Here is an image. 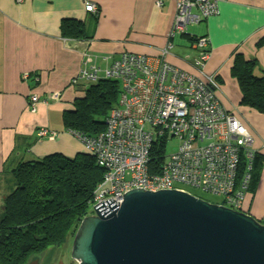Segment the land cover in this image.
Segmentation results:
<instances>
[{
  "label": "crops",
  "instance_id": "crops-1",
  "mask_svg": "<svg viewBox=\"0 0 264 264\" xmlns=\"http://www.w3.org/2000/svg\"><path fill=\"white\" fill-rule=\"evenodd\" d=\"M178 1L0 0V221L10 171L22 160L85 153L65 130L63 117L85 96L86 85L72 84L86 54L120 59L132 53L156 64L168 50L171 65L199 77L215 76L218 98L244 123L255 138L253 148L264 155V115L242 106L232 75L237 58L255 61L254 72L264 74V0H222L217 15L171 36ZM87 3L96 6V14L86 12ZM65 21L82 23L87 37L64 38ZM198 39H206L211 51L203 72L196 66ZM33 74L39 75L38 84ZM34 96L40 99L36 112L31 109ZM41 128L49 135L39 138ZM242 210L264 224V170Z\"/></svg>",
  "mask_w": 264,
  "mask_h": 264
},
{
  "label": "built area",
  "instance_id": "built-area-1",
  "mask_svg": "<svg viewBox=\"0 0 264 264\" xmlns=\"http://www.w3.org/2000/svg\"><path fill=\"white\" fill-rule=\"evenodd\" d=\"M220 1L179 0L171 36L217 15ZM86 12L96 14L97 8L87 3ZM196 49V66L203 72L211 58L207 40L199 39ZM167 55L164 50L156 64L132 53L120 59L90 54L83 58L74 85L113 81L120 90L106 129L93 137L76 136L105 170L92 215L98 204L111 199L121 204L124 195L134 189L189 194V189L199 190L220 198L222 206L235 211L243 209L250 195V175L240 176L243 156L250 160L248 170L252 168L255 138L218 98L215 76L186 72L167 62ZM38 103L39 97L34 96L33 112ZM37 134L43 138L49 130ZM174 140L180 146L167 155Z\"/></svg>",
  "mask_w": 264,
  "mask_h": 264
},
{
  "label": "trees",
  "instance_id": "trees-1",
  "mask_svg": "<svg viewBox=\"0 0 264 264\" xmlns=\"http://www.w3.org/2000/svg\"><path fill=\"white\" fill-rule=\"evenodd\" d=\"M62 29L67 39L87 37L82 23L76 21H65ZM255 67V61L243 62L237 58L232 75L240 86L242 106L264 115V74L257 75ZM33 75L32 82L38 84L39 75ZM84 92V97L75 100L74 109L64 113L63 126L75 136L93 137L106 129L120 90L115 82L103 81L86 85ZM251 164L248 170L250 160L243 156L240 177L250 175L249 190L255 193L264 170V155L256 151ZM104 175L105 170L87 152L74 158L53 154L22 160L10 171L11 189L4 199L0 264H30L50 248L73 243L82 221L93 214L96 192Z\"/></svg>",
  "mask_w": 264,
  "mask_h": 264
},
{
  "label": "water",
  "instance_id": "water-1",
  "mask_svg": "<svg viewBox=\"0 0 264 264\" xmlns=\"http://www.w3.org/2000/svg\"><path fill=\"white\" fill-rule=\"evenodd\" d=\"M94 212L73 240L78 264H264V224L187 192L134 189Z\"/></svg>",
  "mask_w": 264,
  "mask_h": 264
},
{
  "label": "rangeland",
  "instance_id": "rangeland-1",
  "mask_svg": "<svg viewBox=\"0 0 264 264\" xmlns=\"http://www.w3.org/2000/svg\"><path fill=\"white\" fill-rule=\"evenodd\" d=\"M82 85H90V84L83 81ZM179 146L180 143L177 140H174L169 145L166 154L171 155L178 149ZM28 159L29 158H26V160ZM189 192H191L193 195L207 199L212 203L220 204L222 206V202L220 198L209 196L199 190L189 189ZM72 245L73 243L69 242L66 245L62 246V248H50L49 250H47L46 253L42 255H38L36 257L37 258L36 260L39 261V264H61L62 262L63 264H78V262L72 258Z\"/></svg>",
  "mask_w": 264,
  "mask_h": 264
},
{
  "label": "flooded vegetation",
  "instance_id": "flooded-vegetation-1",
  "mask_svg": "<svg viewBox=\"0 0 264 264\" xmlns=\"http://www.w3.org/2000/svg\"><path fill=\"white\" fill-rule=\"evenodd\" d=\"M33 261H38V260H33ZM33 261H32V262H33ZM32 262H31V263H32ZM61 264H63V262H62Z\"/></svg>",
  "mask_w": 264,
  "mask_h": 264
},
{
  "label": "clouds",
  "instance_id": "clouds-1",
  "mask_svg": "<svg viewBox=\"0 0 264 264\" xmlns=\"http://www.w3.org/2000/svg\"><path fill=\"white\" fill-rule=\"evenodd\" d=\"M243 211V210H242ZM93 216V215H92Z\"/></svg>",
  "mask_w": 264,
  "mask_h": 264
}]
</instances>
